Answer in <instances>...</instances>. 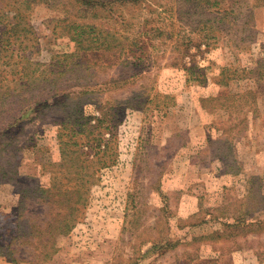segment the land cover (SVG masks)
Here are the masks:
<instances>
[{"label": "rangeland", "instance_id": "obj_1", "mask_svg": "<svg viewBox=\"0 0 264 264\" xmlns=\"http://www.w3.org/2000/svg\"><path fill=\"white\" fill-rule=\"evenodd\" d=\"M63 1L36 3L27 11L33 30L25 40L27 58L50 64L72 50L58 23ZM175 1L114 4L126 26L105 19V27L117 30L124 45L133 44V30L141 32L145 19L144 27L160 25L167 41L142 36L134 68L124 63L100 73L120 82L97 95L114 118L104 128L114 161L98 171L79 222L60 249L44 262L13 263L0 255L4 261L264 264V66L258 62L264 57V1L248 18L244 5L225 14L170 17L166 7L177 8ZM230 2L220 0V8ZM212 15L224 17L215 21ZM203 22L210 26L203 28ZM190 37L201 46L189 43L182 58L179 51ZM128 58L133 62V53ZM192 63L197 66L189 74L196 79L185 71ZM221 79L228 82H217ZM248 89L253 97L237 104L236 96ZM165 95L171 97L167 105L160 101ZM253 98L257 111L246 105H253ZM48 112L28 111L6 136H15L12 154L20 175L0 182V245L12 242L13 256L25 259L31 252L13 237L18 188L35 180L46 185L51 171L59 169L54 164L60 161L58 117Z\"/></svg>", "mask_w": 264, "mask_h": 264}, {"label": "trees", "instance_id": "obj_2", "mask_svg": "<svg viewBox=\"0 0 264 264\" xmlns=\"http://www.w3.org/2000/svg\"><path fill=\"white\" fill-rule=\"evenodd\" d=\"M55 1L0 0V182L12 181L20 175L12 154L17 149L12 143L15 136H6H9L13 127L20 125L24 115L31 110L41 115L50 111L48 114L57 113L55 115L59 123L57 137L60 161L54 163L59 169L51 171L48 184L43 185L35 180L19 186L17 191V222L13 237L14 241L18 239L17 245L23 250L29 249L31 259L13 256L16 249L12 248V242L6 246L1 244L0 255L13 263L44 262L56 254L61 241L79 222L81 211L89 200L91 186L98 179V171L114 161L111 138H106L104 131V128H110L114 118L109 112L111 108L97 95L102 93L104 87L119 86L120 82L109 80V77L100 78V73L109 66L124 63L133 64L134 68L141 59L144 45L140 41L142 36H147L148 40L159 38L167 41V38L162 37L164 32L160 25L144 27L148 19L141 22V32L133 30V44L128 45L123 44L124 37L117 30L105 27V19L119 21L126 26L122 14L115 9V3L136 4L139 0H64L59 8L63 9L64 16L58 23L61 22V27L73 42L72 50L55 56V61L50 64L31 60L24 53L27 47L25 40L33 32L27 11L36 3L51 6ZM176 1L177 8L174 5L166 7L170 17L175 13L193 16L200 12L219 10L225 14L239 11L244 5L248 9L244 17L248 18L253 8L262 5L264 0H231L228 8L224 9L220 8V0ZM73 11L77 15L71 18ZM86 17L89 19L86 20ZM213 17L217 21L224 16ZM208 25L203 22L202 27ZM192 39L188 38L186 45L183 42L180 57L185 56L184 48L188 51L193 44L201 46V40L192 43ZM189 43L192 45L189 46ZM131 53L133 62L128 58ZM258 62L264 66V57ZM196 66L193 63L185 64L188 79H196L189 74ZM136 75L134 71L133 76ZM217 82L226 84L228 81L221 79ZM251 94L254 95L255 91H244L236 96L240 97L236 103H246L249 99L247 96L253 97ZM164 98L166 100L160 101L167 105L171 97L165 95ZM254 99L253 105H246L257 111L258 105ZM86 107L90 109L86 110ZM115 112H119L117 106ZM110 134L112 136L113 131ZM7 147H12L11 152H8Z\"/></svg>", "mask_w": 264, "mask_h": 264}, {"label": "crops", "instance_id": "obj_3", "mask_svg": "<svg viewBox=\"0 0 264 264\" xmlns=\"http://www.w3.org/2000/svg\"><path fill=\"white\" fill-rule=\"evenodd\" d=\"M0 264H10V263L7 261H4L3 257L0 256Z\"/></svg>", "mask_w": 264, "mask_h": 264}]
</instances>
